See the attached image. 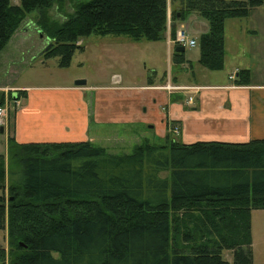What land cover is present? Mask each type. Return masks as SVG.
Returning <instances> with one entry per match:
<instances>
[{
    "label": "trees",
    "instance_id": "obj_1",
    "mask_svg": "<svg viewBox=\"0 0 264 264\" xmlns=\"http://www.w3.org/2000/svg\"><path fill=\"white\" fill-rule=\"evenodd\" d=\"M64 1L0 0V51L34 10L48 38L41 57H59L60 67L90 34L166 38L168 0L77 2L54 23L49 9ZM261 5L179 0L169 36L173 22L196 12L208 22L198 63L221 70L225 21ZM183 53L173 52L175 63L185 62ZM249 76L238 70L234 83L248 84ZM15 91L16 99L25 97ZM166 126L160 141L144 138L121 153L91 141L20 143L8 136L7 155L0 154V230H7L8 248L0 246V264H252L251 211L264 209V140L184 144L173 131L179 123Z\"/></svg>",
    "mask_w": 264,
    "mask_h": 264
},
{
    "label": "crops",
    "instance_id": "obj_2",
    "mask_svg": "<svg viewBox=\"0 0 264 264\" xmlns=\"http://www.w3.org/2000/svg\"><path fill=\"white\" fill-rule=\"evenodd\" d=\"M167 7L168 13L177 10L179 0H168ZM257 13L264 16V5L253 8L245 17L230 18L224 23V65L221 70L225 69L228 52L230 55L233 53L229 56L235 62L226 74L230 82H178L173 77L172 84L198 87L197 90L185 91L162 88L167 82L164 77L159 82L153 78L145 83H136L127 79L123 82L122 77L114 75L111 82L89 85L86 80L80 86L72 82L52 86L3 84L2 76L15 71L11 53L15 50L19 53L18 58H26L31 47V38L20 27L0 51V91L3 90L6 105L11 97L16 98L15 90H25V97L18 98V103L14 104L11 123L7 110L3 132L20 143L91 141L94 144L106 142L103 147L107 148L110 141L118 139L128 138L134 145L144 138L153 141L148 137V130L159 139L156 141H160L167 132V121H176L180 126L177 140L184 144L264 140V81L256 82L249 78L248 84L234 83L238 70L255 66L248 63L256 56L264 67V17L254 20ZM173 23L176 28L180 23L186 24L189 38L196 44L199 36L208 29V22L196 12ZM229 27L235 29L233 36L227 33ZM168 37L169 29L163 41L174 51L175 46L167 43ZM44 42L37 48V53L48 43V38ZM184 59L187 61L185 56ZM181 64L187 66L185 62ZM188 67L192 68L191 62ZM233 73L235 76L230 79ZM251 235L252 264H264V236L260 238L253 228Z\"/></svg>",
    "mask_w": 264,
    "mask_h": 264
},
{
    "label": "rangeland",
    "instance_id": "obj_3",
    "mask_svg": "<svg viewBox=\"0 0 264 264\" xmlns=\"http://www.w3.org/2000/svg\"><path fill=\"white\" fill-rule=\"evenodd\" d=\"M11 1L14 4L18 3V0ZM85 1L88 0H65L60 8H58L56 4L53 5L49 9L50 19L54 23L63 22L66 17L72 13V5L74 3ZM38 16L39 14L36 10L30 12L19 26V28L22 27L23 30H25L24 34L31 38V47L28 49V55L26 58H24L25 56L18 58L19 53L15 50L11 53V58L13 59V63L15 65V71L5 75L4 77L2 76L1 81L3 84L12 86H52L68 84L71 82L74 83L77 79H85L90 85L96 82H111L113 75L116 77H122L123 82H126L127 79L129 82L136 83H145L148 79L153 78L159 82L160 78L163 77L165 78V81L170 79L171 82H174L172 80L173 77H176L178 82H223L229 81L226 75L227 70L228 68H233L232 66L235 62V60L230 57L233 56V53L230 55V52H228V56L225 58V69L217 71L208 70L198 63L200 48L199 45L196 44L193 47H184L183 54L187 59V61H185L187 66H185L174 62V51L172 48H168V45L163 40L149 41L142 39L136 42H131L133 41L132 39L122 35L114 36L90 34L82 37L77 42L78 44H82L83 41V47L81 49H75L69 66L60 67L58 64L59 57H50L44 60L41 57V54L36 52L40 44H44V40L47 38L39 29ZM256 17L261 19L264 16L257 13L255 14L254 20ZM190 20L191 19L188 20L189 25L192 26V22H190ZM227 30L228 35L233 36L235 29H231L229 27ZM115 41H118V44H116L117 42ZM230 45L231 44H228V47H230ZM25 59L27 60L26 62ZM261 61L262 60H259L258 56H256L253 61L248 63L250 65L253 63L255 64L254 67L252 66V68H248V70L251 76H249V78H252L256 82L264 81V67L261 66ZM27 62H29V64L24 65ZM190 62L192 63V68L188 67ZM2 93L3 90L0 91V95H2ZM13 93H16V91ZM7 106L9 113L13 111V101L9 102L8 100ZM1 126H4V123ZM148 134V137L153 141L159 140L155 137V135L153 136L152 132L149 130ZM7 138L6 131L2 133L0 132V154L5 156L7 155ZM131 142L133 141L128 138L126 140H112L108 143L109 147H107V149L108 151H112L114 153L130 152L134 145L133 143L131 144ZM96 144L106 146V142ZM14 168H16V166ZM251 228L254 229L256 234L260 235V238L264 236V209L253 210L251 215ZM0 246L8 248L6 229L0 230ZM223 258L231 262V252L224 250Z\"/></svg>",
    "mask_w": 264,
    "mask_h": 264
},
{
    "label": "built area",
    "instance_id": "obj_4",
    "mask_svg": "<svg viewBox=\"0 0 264 264\" xmlns=\"http://www.w3.org/2000/svg\"><path fill=\"white\" fill-rule=\"evenodd\" d=\"M171 15L170 13H167V26L168 29L170 28L171 25ZM167 43L172 46H190L193 47L196 44V41L194 39L189 38L188 35V28L184 23H180V25L176 28L175 30V36L173 39L170 38V36L167 38ZM235 74H231L229 76L230 79H233ZM164 89H167L168 91H185V90H197V86H189V85H175L172 84L170 79H167V82L165 85L161 86ZM192 97H189V100H191ZM14 104L18 103V99H13L12 100ZM7 105H1L0 106V127L4 123V119L6 118L7 115ZM174 133H178V128L175 127L173 129Z\"/></svg>",
    "mask_w": 264,
    "mask_h": 264
},
{
    "label": "water",
    "instance_id": "obj_5",
    "mask_svg": "<svg viewBox=\"0 0 264 264\" xmlns=\"http://www.w3.org/2000/svg\"><path fill=\"white\" fill-rule=\"evenodd\" d=\"M179 13H177V19H179L178 17ZM184 50V47L182 46H175L174 47V51H177V52H181ZM75 85L77 86H80V85H84L86 83V80L85 79H77L74 81ZM0 132L2 133L3 132V127H0Z\"/></svg>",
    "mask_w": 264,
    "mask_h": 264
}]
</instances>
